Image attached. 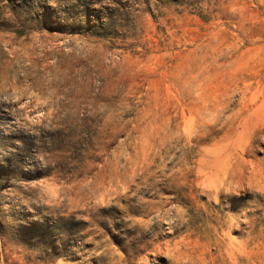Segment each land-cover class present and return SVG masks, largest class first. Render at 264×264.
I'll return each mask as SVG.
<instances>
[{
  "label": "rangeland",
  "instance_id": "obj_1",
  "mask_svg": "<svg viewBox=\"0 0 264 264\" xmlns=\"http://www.w3.org/2000/svg\"><path fill=\"white\" fill-rule=\"evenodd\" d=\"M0 264H264V0H0Z\"/></svg>",
  "mask_w": 264,
  "mask_h": 264
}]
</instances>
